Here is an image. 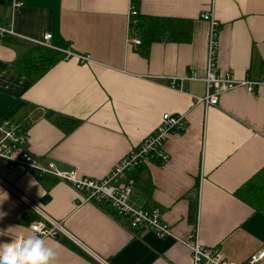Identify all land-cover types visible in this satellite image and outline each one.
Returning <instances> with one entry per match:
<instances>
[{
  "label": "crops",
  "instance_id": "crops-1",
  "mask_svg": "<svg viewBox=\"0 0 264 264\" xmlns=\"http://www.w3.org/2000/svg\"><path fill=\"white\" fill-rule=\"evenodd\" d=\"M13 1L0 0L2 22H10ZM16 1L23 6L13 16L14 32L0 41V118L29 120L26 149L62 171L76 167L101 179L156 133L164 113H185L186 129L166 143L170 159L121 180L133 184L130 203L159 210L176 236L199 226L202 243L230 260L243 262L262 249L264 214L235 192L250 180L264 182V86L225 92L217 105L205 106L195 100L205 94L204 81H184L180 90L169 78L191 70L206 75L209 23L201 15L211 8L219 21L218 73L259 78L264 0ZM130 6L135 15L191 20V40L154 41L142 53L131 42ZM47 33L62 58L31 83L12 64ZM66 50L93 61L65 59ZM83 198L66 181L0 158V244L35 235L31 226L44 214L63 228L43 238L56 253L52 264H192L190 249L174 238L134 229L126 217Z\"/></svg>",
  "mask_w": 264,
  "mask_h": 264
},
{
  "label": "built area",
  "instance_id": "built-area-1",
  "mask_svg": "<svg viewBox=\"0 0 264 264\" xmlns=\"http://www.w3.org/2000/svg\"><path fill=\"white\" fill-rule=\"evenodd\" d=\"M23 6L22 2L13 1L11 4L10 22H2L0 18V41L9 33H13V16ZM213 7V3L212 6ZM136 14V9L130 6L129 18ZM201 18L209 23L208 36V61L207 73L200 77L197 71L191 70L183 75L169 78L171 87L183 90L184 81H204L205 94L195 96L196 103L205 106L217 105L220 95L225 92L244 88L253 93L259 87L264 86V72L259 78H238L233 73L221 74L216 70V59L218 49L219 21L215 18L213 9L202 13ZM131 42L138 46L141 44L136 31L130 29ZM51 33L44 35L37 43L46 47H52L50 41ZM65 59L76 57L80 62H92L89 54L74 53L71 50L62 51ZM188 120L185 113H164L156 127V133L144 138L134 149L129 151L115 165L112 171L104 178L96 179L84 176L78 168L62 171L52 161H41L25 147L28 138L29 120L13 121L8 118H0V158L7 161L9 167L21 165L30 172L39 176L50 175L68 182L74 189L84 194L83 202L94 201L103 203L115 213L126 217L129 225L137 230H153L161 238H174L176 241L188 247L192 253V264H264V247L252 253L245 261L236 262L222 254L217 247H208L202 243L199 236V226L194 232L186 237L174 234L172 225L162 219L157 209L135 208L130 203L133 193L132 183H123L132 171L140 166L152 162L166 163L170 159V153L166 143L174 132H182L186 129ZM44 217L34 224L31 229L34 234L43 239L45 237H56L62 226L57 221L43 214Z\"/></svg>",
  "mask_w": 264,
  "mask_h": 264
},
{
  "label": "trees",
  "instance_id": "trees-1",
  "mask_svg": "<svg viewBox=\"0 0 264 264\" xmlns=\"http://www.w3.org/2000/svg\"><path fill=\"white\" fill-rule=\"evenodd\" d=\"M132 18L131 26L141 39L139 47L144 54L148 52L150 44L154 41L188 42L192 38L193 24L191 20L155 17L140 13ZM61 58L60 52L35 43L32 48L17 57L12 68L19 77L35 83ZM77 124L78 121L74 122L72 127ZM142 167L144 166H140L139 169ZM136 171H132L130 175ZM235 193L240 200L264 214V182L257 183L256 180H250L239 187ZM195 211L196 207L192 206L191 217L194 216Z\"/></svg>",
  "mask_w": 264,
  "mask_h": 264
},
{
  "label": "clouds",
  "instance_id": "clouds-1",
  "mask_svg": "<svg viewBox=\"0 0 264 264\" xmlns=\"http://www.w3.org/2000/svg\"><path fill=\"white\" fill-rule=\"evenodd\" d=\"M55 256L54 250L35 235L0 244V264H52Z\"/></svg>",
  "mask_w": 264,
  "mask_h": 264
},
{
  "label": "water",
  "instance_id": "water-1",
  "mask_svg": "<svg viewBox=\"0 0 264 264\" xmlns=\"http://www.w3.org/2000/svg\"><path fill=\"white\" fill-rule=\"evenodd\" d=\"M50 115H51V113H50ZM50 115H49V116H50ZM49 198H50V197H49L48 195L45 196L44 199H43V202L46 203V201H47Z\"/></svg>",
  "mask_w": 264,
  "mask_h": 264
}]
</instances>
